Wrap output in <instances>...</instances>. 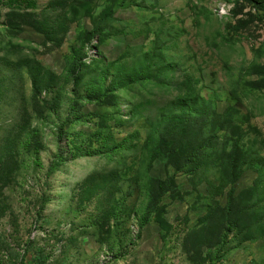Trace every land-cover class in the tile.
<instances>
[{
    "label": "rangeland",
    "instance_id": "374dc122",
    "mask_svg": "<svg viewBox=\"0 0 264 264\" xmlns=\"http://www.w3.org/2000/svg\"><path fill=\"white\" fill-rule=\"evenodd\" d=\"M0 264H264V0H0Z\"/></svg>",
    "mask_w": 264,
    "mask_h": 264
},
{
    "label": "built area",
    "instance_id": "2783aa9c",
    "mask_svg": "<svg viewBox=\"0 0 264 264\" xmlns=\"http://www.w3.org/2000/svg\"><path fill=\"white\" fill-rule=\"evenodd\" d=\"M109 257H106L105 259L108 260Z\"/></svg>",
    "mask_w": 264,
    "mask_h": 264
}]
</instances>
